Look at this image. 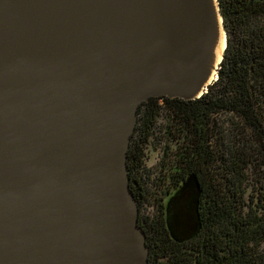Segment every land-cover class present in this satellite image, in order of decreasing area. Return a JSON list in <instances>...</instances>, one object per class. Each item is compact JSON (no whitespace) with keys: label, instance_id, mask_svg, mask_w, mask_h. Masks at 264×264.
Segmentation results:
<instances>
[{"label":"water","instance_id":"1","mask_svg":"<svg viewBox=\"0 0 264 264\" xmlns=\"http://www.w3.org/2000/svg\"><path fill=\"white\" fill-rule=\"evenodd\" d=\"M226 44L218 0H0V264H148L138 106L201 97Z\"/></svg>","mask_w":264,"mask_h":264},{"label":"trees","instance_id":"2","mask_svg":"<svg viewBox=\"0 0 264 264\" xmlns=\"http://www.w3.org/2000/svg\"><path fill=\"white\" fill-rule=\"evenodd\" d=\"M218 1L217 79L194 100L137 109L127 166L148 264H264V0ZM149 147L161 153L153 167Z\"/></svg>","mask_w":264,"mask_h":264},{"label":"rangeland","instance_id":"3","mask_svg":"<svg viewBox=\"0 0 264 264\" xmlns=\"http://www.w3.org/2000/svg\"><path fill=\"white\" fill-rule=\"evenodd\" d=\"M148 155L147 158L145 159V163L147 166L153 167L157 161L160 158V149H154L153 147L148 148ZM153 210L152 203L150 202V199H147L144 203V211L146 214H150Z\"/></svg>","mask_w":264,"mask_h":264}]
</instances>
